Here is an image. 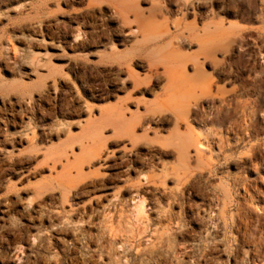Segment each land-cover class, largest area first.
I'll use <instances>...</instances> for the list:
<instances>
[{"label": "rangeland", "instance_id": "1", "mask_svg": "<svg viewBox=\"0 0 264 264\" xmlns=\"http://www.w3.org/2000/svg\"><path fill=\"white\" fill-rule=\"evenodd\" d=\"M0 264H264V0H0Z\"/></svg>", "mask_w": 264, "mask_h": 264}, {"label": "bare ground", "instance_id": "2", "mask_svg": "<svg viewBox=\"0 0 264 264\" xmlns=\"http://www.w3.org/2000/svg\"><path fill=\"white\" fill-rule=\"evenodd\" d=\"M127 20H128V18H127ZM158 69H159V65L157 64V63H155V61L153 60V59H150V61H149V71H150V75H156V74H158L159 73V71H158ZM198 70V69H197ZM200 70V69H199ZM199 70H198V72H199ZM165 71L166 72H169V70H168V67H165ZM197 72V73H198ZM200 73V72H199ZM203 73V72H202ZM205 74H207V73H205ZM197 75V74H196ZM203 75V74H202ZM128 76H129V78H131L132 80H133V86L134 87H137L143 80H144V78H142L141 77V75L140 74H138V73H136V72H129V74H128ZM186 77H187V75H186ZM185 77V78H186ZM202 77V76H201ZM205 77H206V75H205ZM197 78H198V76H197ZM200 78V77H199ZM184 80V79H183ZM178 81V80H177ZM185 81V80H184ZM200 81V80H199ZM187 82V81H186ZM193 83V82H192ZM195 83H197V82H195ZM209 83H211V82H209ZM202 84V83H201ZM201 84H200V87H201ZM207 84V83H206ZM206 84H205V86H206ZM185 85V84H184ZM210 85V84H209ZM212 86V85H211ZM189 87H190V85H189ZM207 88V87H206ZM170 89H172V88H170ZM182 89H184V88H182ZM203 89H204V87H203ZM173 90V89H172ZM197 90V89H196ZM205 90V89H204ZM203 90V91H204ZM209 90H211V89H209ZM202 91V90H201ZM202 91V92H203ZM196 92V91H195ZM212 92V91H211ZM204 93V92H203ZM214 93V92H213ZM212 93V94H213ZM175 93H174V91H172L170 94H169V97H168V100L167 101H165V99H159L157 102L159 103V105H161V106H163V107H165V109L166 110H171V111H175L176 110V108H177V105H176V103L174 102V98H173V95H174ZM196 94V93H195ZM199 96V95H198ZM202 96V95H201ZM196 97H197V94H196ZM132 99V97L130 96V97H128L127 98V100L128 99ZM199 98V97H198ZM126 100V101H127ZM190 100V99H189ZM126 104V102L124 101V100H122V102H121V104L119 105V107L120 108H124V104ZM139 103H140V100H137V106L139 105ZM180 106H182L181 104H180ZM139 107V106H138ZM182 110V109H181ZM153 112H155V111H153ZM181 112V111H180ZM181 113H183V112H181ZM198 150V149H197ZM95 155H100V149H97V151H95ZM115 210V209H114ZM117 212V211H116ZM114 213V212H113ZM120 217V216H119ZM122 217V216H121ZM118 218V217H117ZM154 236V235H153Z\"/></svg>", "mask_w": 264, "mask_h": 264}]
</instances>
